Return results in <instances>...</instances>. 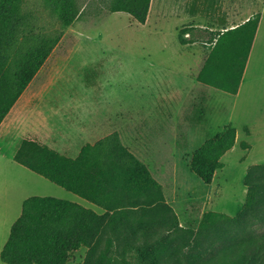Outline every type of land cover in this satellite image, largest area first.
<instances>
[{
    "label": "rangeland",
    "instance_id": "1",
    "mask_svg": "<svg viewBox=\"0 0 264 264\" xmlns=\"http://www.w3.org/2000/svg\"><path fill=\"white\" fill-rule=\"evenodd\" d=\"M109 1L76 0L80 17L64 30L28 94L51 91L45 95L43 106L57 109L58 116L66 106L75 107L80 119L92 105L115 112L124 145L136 153L162 185L165 200L183 229L195 230L206 211L235 216L245 200L243 179L247 169L264 164L259 44L254 48L238 98L198 83L196 75L209 47L200 37H209L210 30L236 24L237 20L229 17L242 0H152L143 25L126 13L109 12ZM28 3L36 10L38 25L50 28L54 19L40 5L41 0ZM249 5L255 14L261 0H249ZM185 27L190 32L183 39L195 41L181 45L179 32ZM227 124L236 130L235 145L223 156V168L215 173L212 182L204 184L190 171L191 155ZM241 142L249 143L250 148L242 149ZM18 167L27 178L26 188L17 194L19 199L61 198L53 190L61 188ZM254 176L251 180L262 173ZM10 196L14 198L15 193ZM8 226V222L0 223V241L8 233ZM155 228L163 239L171 237L167 228ZM227 228L202 239L201 257L195 258L196 264L216 257L240 240L264 236V204L244 214L239 226ZM168 251L183 259L198 255L189 239L173 242ZM86 252V248L74 252L67 264H82ZM0 264L4 263L0 260Z\"/></svg>",
    "mask_w": 264,
    "mask_h": 264
},
{
    "label": "trees",
    "instance_id": "2",
    "mask_svg": "<svg viewBox=\"0 0 264 264\" xmlns=\"http://www.w3.org/2000/svg\"><path fill=\"white\" fill-rule=\"evenodd\" d=\"M151 0H110L108 11L123 12L145 24ZM28 0H0V124L59 44L63 32L80 17L76 0H41L54 19L50 28L38 25ZM255 13L234 28L210 31L208 55L196 81L236 95L258 28ZM190 28L179 32V43ZM248 134V128H245ZM236 142V130L224 125L191 155L190 171L209 185L223 168L222 158ZM244 150L249 143L241 142ZM13 159L34 174L96 206L102 213L78 203L49 196H30L11 226L0 253L4 264H67L72 254L86 248L82 264H196L202 239L239 226L240 218L264 204V164L249 167L247 188L235 216L206 211L195 230L183 229L165 200L162 185L148 166L124 145L120 133L82 146L77 157H66L40 142L24 139ZM256 173L258 179L251 180ZM255 177V176H254ZM155 225L167 228L163 239ZM228 229V228H227ZM191 240L198 255L178 258L168 251L177 240ZM264 264V236L243 239L199 264Z\"/></svg>",
    "mask_w": 264,
    "mask_h": 264
},
{
    "label": "crops",
    "instance_id": "3",
    "mask_svg": "<svg viewBox=\"0 0 264 264\" xmlns=\"http://www.w3.org/2000/svg\"><path fill=\"white\" fill-rule=\"evenodd\" d=\"M257 12L260 13L258 28L238 92L233 96L238 98L241 93L246 75L248 73L250 60L254 53V48L258 43L260 54L262 55V138L264 140V0H261V5L259 11ZM253 15L254 13H251L250 10L249 0H242L241 5H238L236 11L229 17V19L237 20L236 24H233L230 27H222L220 29L234 28L247 21ZM196 36L199 38L198 34H196ZM191 39L192 42L195 41L193 38ZM200 39L205 40L206 37H200ZM37 75L0 124V223L4 224L8 222L9 225L8 233L4 235L0 241V253L8 240L11 226L21 214L23 202L30 197H22L19 199V196H17L21 190L26 188L27 181L26 173L21 172V169L18 167L24 166L16 163L13 159L14 153L20 142L24 139L34 140L47 145L51 149L56 150L66 157L75 158L78 156L83 145L87 143L93 144L115 131L120 133L117 128L118 118L116 113L112 112L111 109H107L108 107L93 105L88 106L83 118L80 119L76 115L75 107L73 106H66V108H62L61 110L64 112L59 113V116L57 109L43 106L45 95H48L51 91L39 90L34 92L32 95L28 94V89L33 85ZM16 109L17 111H15ZM129 149L136 155L131 148ZM34 175L38 176L36 174ZM58 188L61 187L58 186ZM53 190L54 193L56 192L57 195L61 196V198L58 199L75 202L89 208L87 205L89 202L66 191L65 189L61 188L60 190ZM11 192L15 193L14 198L10 196ZM54 198L57 197L54 196ZM19 209H21L20 212ZM101 211L102 210H100V212ZM12 216H14V218L9 221Z\"/></svg>",
    "mask_w": 264,
    "mask_h": 264
}]
</instances>
